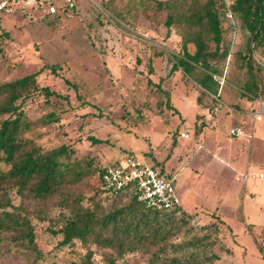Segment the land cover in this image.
Masks as SVG:
<instances>
[{
	"label": "rangeland",
	"instance_id": "1",
	"mask_svg": "<svg viewBox=\"0 0 264 264\" xmlns=\"http://www.w3.org/2000/svg\"><path fill=\"white\" fill-rule=\"evenodd\" d=\"M105 1L76 0V8L59 18L20 3L0 12V82L36 73L39 85L65 97L35 91L23 101L34 122L29 134L45 147L68 144L73 158L92 157L97 170L86 196L105 205L111 199L100 187V169L128 154L145 159L174 185L191 232L200 236L206 227L210 245L202 250L201 264H264V176L258 177L264 173V116L253 119L263 98L243 95L246 74L234 53L245 51L247 33L236 18L231 54L215 60L218 69L227 70V82L209 91L198 82L201 68L170 73L181 55L178 35H167L162 25L132 27L104 7ZM231 33L227 30V40ZM259 74L264 84V72ZM51 112L57 121L47 120ZM240 117L245 120L238 122ZM232 126H243L252 138L230 135ZM31 221L38 247L48 253L41 264H76L83 249L58 247L48 221L33 216ZM188 238L182 230L174 241ZM103 254L94 248L95 264H105ZM4 256L8 263L19 260L15 252ZM116 262L147 264V259L135 253Z\"/></svg>",
	"mask_w": 264,
	"mask_h": 264
},
{
	"label": "trees",
	"instance_id": "2",
	"mask_svg": "<svg viewBox=\"0 0 264 264\" xmlns=\"http://www.w3.org/2000/svg\"><path fill=\"white\" fill-rule=\"evenodd\" d=\"M14 5L0 12L12 11ZM20 5L24 7L22 2ZM104 7L132 27L144 23L151 29L164 26L167 35L173 31L180 37L181 55L170 73L201 68L199 84L214 92L218 82L212 74H222L225 69H218L215 60L230 53L239 21L247 33L245 51L234 52L246 74L243 95L264 99L259 74L264 72V0H107ZM71 10L45 12L43 16L59 18ZM227 30L232 32L229 40ZM157 88L168 96L163 88ZM35 91L45 97L65 98L39 85L36 73L0 82V264H41L48 255L37 245L32 216L48 221L47 229L59 236L58 247L84 250L76 264H95L94 248L103 251L105 264H117L118 258L135 253L146 255L147 264H201L206 259L202 250L210 245L209 234L205 226L200 228L204 231L200 236L191 232L193 223L182 208L150 209L133 194L103 192L111 199L108 205L86 196L92 187L89 179L97 170L94 159L73 158L68 144L45 147L29 134L34 122L21 104ZM49 115L47 120H58L53 112ZM13 196L19 197L17 204ZM52 208L58 210L56 215L51 214ZM182 230L189 238L174 241ZM10 252L19 257L17 262L5 259ZM183 252L187 254L179 255Z\"/></svg>",
	"mask_w": 264,
	"mask_h": 264
},
{
	"label": "built area",
	"instance_id": "3",
	"mask_svg": "<svg viewBox=\"0 0 264 264\" xmlns=\"http://www.w3.org/2000/svg\"><path fill=\"white\" fill-rule=\"evenodd\" d=\"M22 2L25 7H36L46 13L71 10L76 7V0H0V11L9 10V6ZM224 69L222 74L213 73L218 84L226 81ZM260 107L253 111V119L261 120L264 116V99H259ZM229 134L237 137L252 138L253 133L242 126H232ZM181 136L187 137L186 132ZM263 172L258 173L262 178ZM100 187L111 196L133 194L147 208L169 211L181 208L180 199L172 182L161 171L143 158L126 156L123 161L104 165L99 171Z\"/></svg>",
	"mask_w": 264,
	"mask_h": 264
},
{
	"label": "crops",
	"instance_id": "4",
	"mask_svg": "<svg viewBox=\"0 0 264 264\" xmlns=\"http://www.w3.org/2000/svg\"><path fill=\"white\" fill-rule=\"evenodd\" d=\"M264 58V57H263ZM242 120H245L243 117H240L239 118V121L238 122H240V121H242ZM243 127V126H242ZM244 128V127H243ZM235 137H237V136H235ZM239 138H244V137H239ZM245 139H247V138H245ZM182 208V207H181Z\"/></svg>",
	"mask_w": 264,
	"mask_h": 264
}]
</instances>
